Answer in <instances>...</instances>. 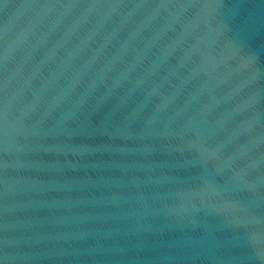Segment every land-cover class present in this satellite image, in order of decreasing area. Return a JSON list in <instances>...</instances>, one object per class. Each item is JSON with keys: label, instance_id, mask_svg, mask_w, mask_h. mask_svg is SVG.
I'll list each match as a JSON object with an SVG mask.
<instances>
[{"label": "water", "instance_id": "water-1", "mask_svg": "<svg viewBox=\"0 0 264 264\" xmlns=\"http://www.w3.org/2000/svg\"><path fill=\"white\" fill-rule=\"evenodd\" d=\"M4 264H264V0H0Z\"/></svg>", "mask_w": 264, "mask_h": 264}, {"label": "snow or ice", "instance_id": "snow-or-ice-1", "mask_svg": "<svg viewBox=\"0 0 264 264\" xmlns=\"http://www.w3.org/2000/svg\"><path fill=\"white\" fill-rule=\"evenodd\" d=\"M0 264H4V261L3 260H0Z\"/></svg>", "mask_w": 264, "mask_h": 264}]
</instances>
